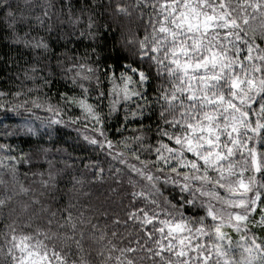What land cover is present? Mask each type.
Wrapping results in <instances>:
<instances>
[{"label": "clouds", "instance_id": "9594fccd", "mask_svg": "<svg viewBox=\"0 0 264 264\" xmlns=\"http://www.w3.org/2000/svg\"><path fill=\"white\" fill-rule=\"evenodd\" d=\"M0 264H264V0H0Z\"/></svg>", "mask_w": 264, "mask_h": 264}]
</instances>
